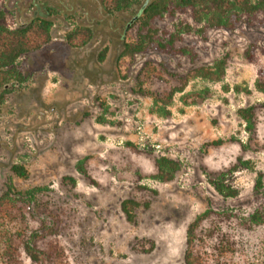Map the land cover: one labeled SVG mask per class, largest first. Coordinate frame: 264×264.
Returning <instances> with one entry per match:
<instances>
[{
    "label": "rangeland",
    "instance_id": "obj_1",
    "mask_svg": "<svg viewBox=\"0 0 264 264\" xmlns=\"http://www.w3.org/2000/svg\"><path fill=\"white\" fill-rule=\"evenodd\" d=\"M130 1L124 16L91 14L85 46L67 42L82 15L53 17L50 44L18 58L21 82L0 87V196L22 195L38 247H56L67 264H185L197 216L264 204V13L225 30L171 8L128 30L143 0ZM4 23L14 28L10 15ZM119 35L145 50L120 57ZM219 63V81L198 76ZM249 108L250 131L238 114ZM162 158L179 165L170 182L154 178ZM126 200L138 204L132 223Z\"/></svg>",
    "mask_w": 264,
    "mask_h": 264
},
{
    "label": "trees",
    "instance_id": "obj_2",
    "mask_svg": "<svg viewBox=\"0 0 264 264\" xmlns=\"http://www.w3.org/2000/svg\"><path fill=\"white\" fill-rule=\"evenodd\" d=\"M0 87L8 82L20 83L21 73L15 63L18 58L38 52L52 41L53 17L83 16V23H75L67 35V42L77 41L80 46L87 45L93 39V28L89 20L96 15L113 17L124 16L132 10L130 0H0ZM82 8L81 13L77 9ZM138 12L131 21L124 25L132 28L142 22L143 26L157 17L174 10L192 9L197 23L204 22L210 29H235L242 18L264 13V0H143ZM96 14V15H91ZM7 15L13 18L14 28L4 23ZM92 16V17H91ZM90 21V22H91ZM96 22V20H95ZM101 25V22H98ZM122 46L120 57L140 54L145 50L144 41L127 43L125 35H119ZM106 51L98 56L102 62ZM223 63L214 67L207 74L198 72L210 80L219 81L223 74ZM264 93V87L256 84ZM248 131L253 129V109L238 111ZM179 171V165L168 159L156 161V175L160 182H170ZM12 172L19 178H26L27 171L21 166L12 167ZM261 184L257 182L256 189ZM215 190L224 197H234L235 191L226 190L219 183H214ZM22 195H12L10 191L0 196V264H22L21 257H26L31 264H67L59 249L50 251L40 249L36 243L35 229L28 222V208L22 207ZM25 203V202H24ZM26 204V203H25ZM138 204L126 200L121 204V211L127 221H134L133 210ZM185 264H264V204L248 216L238 215L233 211L206 210L196 217L186 230Z\"/></svg>",
    "mask_w": 264,
    "mask_h": 264
},
{
    "label": "flooded vegetation",
    "instance_id": "obj_3",
    "mask_svg": "<svg viewBox=\"0 0 264 264\" xmlns=\"http://www.w3.org/2000/svg\"><path fill=\"white\" fill-rule=\"evenodd\" d=\"M85 70V69H84ZM85 72L87 73V71L85 70ZM88 74V73H87Z\"/></svg>",
    "mask_w": 264,
    "mask_h": 264
}]
</instances>
